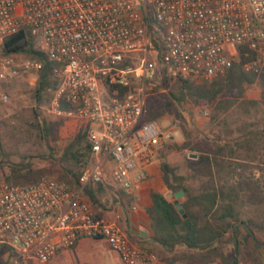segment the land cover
I'll return each mask as SVG.
<instances>
[{"label":"built area","instance_id":"built-area-1","mask_svg":"<svg viewBox=\"0 0 264 264\" xmlns=\"http://www.w3.org/2000/svg\"><path fill=\"white\" fill-rule=\"evenodd\" d=\"M19 31L53 63L51 112L83 123L90 160L73 183L41 177L0 186V253L44 263L95 239L121 264H177L134 244L116 211L122 195L137 210L147 168L172 138L145 116L150 85L223 75L239 46L255 55L245 72L264 69V0H0V83L42 66L3 53ZM88 189L116 201L99 211Z\"/></svg>","mask_w":264,"mask_h":264},{"label":"trees","instance_id":"trees-1","mask_svg":"<svg viewBox=\"0 0 264 264\" xmlns=\"http://www.w3.org/2000/svg\"><path fill=\"white\" fill-rule=\"evenodd\" d=\"M2 51L10 55H28L41 61L34 90L37 100L49 87L56 86L51 71L53 63L36 50L32 38L24 31L8 36L2 43ZM237 53L239 59L215 79L197 82L177 78L178 88L170 91L168 96L159 97L153 105L148 103L145 116L149 119L161 117L186 99L209 105L213 117L222 119L226 127L229 126L227 119H232L237 110L244 115L259 111L264 98H245L244 92L247 85L254 83L264 88V69L245 72L242 64L253 59L254 52L239 46ZM61 105L66 107L64 102ZM33 116L35 129L42 139L49 142L64 138L65 144L59 155L51 157L62 170L63 177L73 183L90 160L86 129L63 116L40 120L36 111ZM240 118L232 120L236 125L235 136L208 140L202 143V147H189L185 141L169 142L160 152L162 178L174 199L169 200L157 191L150 192V239L169 251L176 246L184 247L192 252L191 256L199 261L198 264H238L240 247L243 252L246 249L254 253L264 245V189L253 171L246 173L249 168H255L264 178V127H253L256 123L253 125ZM183 149L198 152L195 159L187 158L192 172L189 179L198 181L196 188L187 182V175L179 174L177 168L166 160L169 154ZM40 175L29 165L14 163L7 180H13L9 185L34 182ZM96 190L102 192L101 187ZM88 192L95 206L99 200L93 190L88 189ZM240 227L246 231L249 243L237 239ZM228 243L233 246L231 256L225 251Z\"/></svg>","mask_w":264,"mask_h":264},{"label":"rangeland","instance_id":"rangeland-1","mask_svg":"<svg viewBox=\"0 0 264 264\" xmlns=\"http://www.w3.org/2000/svg\"><path fill=\"white\" fill-rule=\"evenodd\" d=\"M238 59L237 53L235 61ZM19 60L41 62L39 59L28 55H19ZM38 70L33 68L29 70L21 69L18 76L0 83V186L9 185V182L12 183L13 180L8 181L7 176L9 175L11 164L14 163L29 165L30 168L38 170L41 174L38 179L41 177L65 179L62 170L56 164L53 157H51L59 155L65 144L64 138L47 142L38 135L35 129L34 111H36L37 118L40 120L44 118L49 120L58 118L51 112V93L48 89L41 94L39 100L35 97L34 90ZM176 80L156 79L152 81L147 104L153 105L159 97L168 96L170 91H175L178 88ZM1 93L8 96L6 101L2 100ZM244 97L261 100L264 98V88L257 83L247 85ZM237 118L242 119L241 121L253 123V125L256 123L253 127L262 128L264 127V105L261 104L259 111L254 112L253 110L247 115L237 110L232 119H227L229 121L228 127H226L222 119L217 120L213 117V109L209 105L196 103L190 99L177 103L173 110L155 120L163 129L171 131L172 138L170 142L181 143L185 141L189 147L192 145L202 147L201 145L205 141L218 139L222 136L237 135L235 130L236 125L232 122V120H236ZM68 121L83 125L82 122L72 119H68ZM190 152L198 155V152L183 149L169 154L166 160L177 168L176 170L179 174L187 175V182L196 188L198 181L189 179L192 173L190 166L187 165V158H189L188 154ZM249 171H253L254 177H259L264 189V178L261 176V172L255 168H249L246 173H249ZM110 196L105 195L103 199L97 197L99 202L95 204V207L99 210H105L106 205L111 202ZM149 242V250L166 263L198 264L199 262L191 256L192 252L182 246H176L169 251L158 242L152 240H149ZM98 246L100 250L98 255L99 261L95 260L90 263L80 261L77 254L74 251H70L67 254H58L52 260L44 263L35 261L34 259L15 263L12 262V254L3 252L0 253V264H117L119 262L115 252L106 244L98 242ZM240 249L241 251L237 253V256L239 255L238 264H264V245L261 246V249H263L261 257H259L258 250L251 253L247 252L246 249L243 252L241 247ZM225 251L230 256L232 255L233 246L231 243L226 245ZM64 255H67L68 259ZM84 258L88 259L92 258V256H85Z\"/></svg>","mask_w":264,"mask_h":264},{"label":"crops","instance_id":"crops-1","mask_svg":"<svg viewBox=\"0 0 264 264\" xmlns=\"http://www.w3.org/2000/svg\"><path fill=\"white\" fill-rule=\"evenodd\" d=\"M151 191H157L164 195L167 199L173 200L174 197L171 194L170 189L165 184L162 178V172L160 170L159 161L151 164L147 168V178L141 182L137 192L139 194L138 208L135 211H131L127 208V204L130 199L125 195H122L121 204L117 205L116 211L121 215L118 221L119 226L125 227L127 232L130 234L131 241L139 246L146 248L148 251L149 240L152 235V229L150 227V218L148 210L152 206V199L150 196ZM116 199L111 197V202H115ZM110 202V203H111ZM107 217L111 218L112 213L110 211L105 212ZM230 238V236L228 237ZM238 240H246L244 243H249L250 240L246 235V231L243 227L239 228ZM100 240L95 239H82L77 245L67 251L60 252L59 254H67L70 251H74L80 261L92 262L95 260L99 261V246ZM105 244V243H104ZM242 244H240L241 246ZM261 247L258 249L259 257L263 254ZM116 254V253H115ZM94 255V256H93ZM117 255V254H116ZM85 256H92V258H84ZM68 259L67 255H64ZM118 259V256H117ZM119 260V259H118ZM117 264H121L120 261ZM144 264H157L156 261H148Z\"/></svg>","mask_w":264,"mask_h":264},{"label":"water","instance_id":"water-1","mask_svg":"<svg viewBox=\"0 0 264 264\" xmlns=\"http://www.w3.org/2000/svg\"><path fill=\"white\" fill-rule=\"evenodd\" d=\"M188 157H189V158H193V159H195V158L197 157V154L194 153V152H190V153L188 154Z\"/></svg>","mask_w":264,"mask_h":264}]
</instances>
